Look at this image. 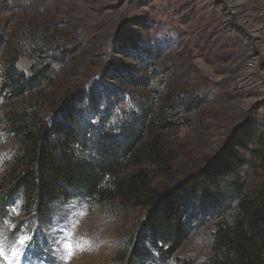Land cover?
Returning <instances> with one entry per match:
<instances>
[{"label":"rangeland","instance_id":"1","mask_svg":"<svg viewBox=\"0 0 264 264\" xmlns=\"http://www.w3.org/2000/svg\"><path fill=\"white\" fill-rule=\"evenodd\" d=\"M5 55L30 85L12 98L0 72V248L12 264H210L217 225L264 194V0H0ZM144 113L115 180L42 214L23 194L3 202L28 159L9 117L78 129L90 157ZM214 160L236 166L238 194L187 198L183 234L153 238L147 190ZM131 176L134 194L115 183Z\"/></svg>","mask_w":264,"mask_h":264},{"label":"trees","instance_id":"2","mask_svg":"<svg viewBox=\"0 0 264 264\" xmlns=\"http://www.w3.org/2000/svg\"><path fill=\"white\" fill-rule=\"evenodd\" d=\"M18 59V55H5L0 59V72L12 98L21 96L30 88L23 81V75L15 68ZM71 102L69 100L64 107ZM146 113L136 117L135 125L122 127L121 138L106 135L97 140L91 148L90 157L84 156L86 141L79 138L81 135L78 129L76 131L60 124L56 129L43 131L33 119L27 121L22 116L9 117V128L28 159L26 173L4 194L3 202L7 203L16 194H23L25 205L35 206L42 214L48 211L50 204L68 198L71 193H93L104 179L115 180L120 168L119 160H124L136 142L140 141L141 138L136 134H141L142 137L145 134L143 126ZM73 145L76 149L71 151ZM154 151L158 152L159 148H154ZM237 170L236 166L227 161L216 163L214 160L186 176L174 188L164 191L148 189L146 203L150 211L147 229L152 237L166 241L183 234L181 210L187 198H194L198 193L210 195L214 200L229 194L237 195L242 188L236 185ZM229 177L232 179H227ZM134 178L131 176L129 182L116 179L115 183L124 190L131 189L134 194L137 191L133 188ZM263 207L264 194L240 200L237 205L240 215L235 216V224L222 222L214 230V254L210 264H264ZM142 258L136 264H140Z\"/></svg>","mask_w":264,"mask_h":264},{"label":"snow or ice","instance_id":"3","mask_svg":"<svg viewBox=\"0 0 264 264\" xmlns=\"http://www.w3.org/2000/svg\"><path fill=\"white\" fill-rule=\"evenodd\" d=\"M23 243L27 244V241H23ZM69 251L71 252V249L69 248ZM13 256H15V252H13ZM0 259L5 260L6 264H12L11 260L8 259V257L5 255V252L3 248H0Z\"/></svg>","mask_w":264,"mask_h":264}]
</instances>
